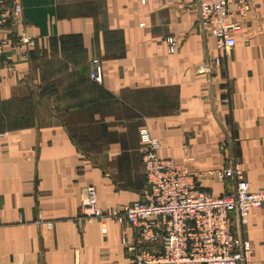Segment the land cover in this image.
Instances as JSON below:
<instances>
[{
    "label": "crops",
    "instance_id": "0c3cea01",
    "mask_svg": "<svg viewBox=\"0 0 264 264\" xmlns=\"http://www.w3.org/2000/svg\"><path fill=\"white\" fill-rule=\"evenodd\" d=\"M20 3L21 22L1 34L0 264H129L127 224L81 206L88 187L103 213L144 199L141 129L198 191L230 193L234 181L214 172L233 162L264 191V0L233 17L241 33L210 75L199 69L215 41L195 0ZM21 35L34 46L19 47ZM239 231L264 264V204Z\"/></svg>",
    "mask_w": 264,
    "mask_h": 264
},
{
    "label": "built area",
    "instance_id": "2783aa9c",
    "mask_svg": "<svg viewBox=\"0 0 264 264\" xmlns=\"http://www.w3.org/2000/svg\"><path fill=\"white\" fill-rule=\"evenodd\" d=\"M255 1L195 0L199 29L215 41V55L199 69L200 73L210 75L222 66V59L235 47L241 33V25L233 22V17H244ZM21 16L20 0H0V56L3 30L21 21ZM166 42L168 52L173 54V38ZM18 43L34 46L26 35H21ZM89 67V78L100 84L99 61L93 59ZM139 138L144 147V199L103 213L96 207L94 188L88 187L82 214L127 224L131 236L123 237L121 243L129 255V264H252L250 245L239 230L244 229L250 211L264 204V191L251 190L241 165L233 162L214 172L219 181L235 183L230 193L214 196L198 191L183 165L159 156L162 145L158 139L144 129L139 131ZM230 213L236 215L235 227Z\"/></svg>",
    "mask_w": 264,
    "mask_h": 264
},
{
    "label": "rangeland",
    "instance_id": "374dc122",
    "mask_svg": "<svg viewBox=\"0 0 264 264\" xmlns=\"http://www.w3.org/2000/svg\"><path fill=\"white\" fill-rule=\"evenodd\" d=\"M21 21H17V23H20ZM16 23V24H17ZM9 25H11V24H9ZM13 25H15V24H13ZM6 28V27H5ZM2 41H3V50H2V53L4 52V49L6 48V46L8 45V43H7V41H5V40H3V39H1ZM19 44V43H18ZM19 47H26V46H24V45H20L19 44ZM2 55V54H1ZM142 130V129H141ZM144 130H146V129H144ZM146 132H148L147 130H146ZM149 133V132H148ZM150 134V133H149ZM151 136V135H150ZM152 137V136H151ZM154 138V137H153ZM140 139V138H139ZM143 150H144V147H143ZM142 173H143V163H142ZM82 213V212H81ZM87 217V216H86Z\"/></svg>",
    "mask_w": 264,
    "mask_h": 264
}]
</instances>
